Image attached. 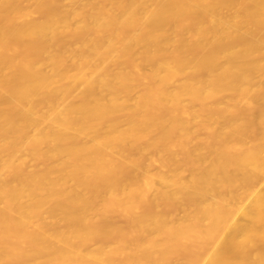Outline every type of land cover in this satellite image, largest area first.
<instances>
[{
    "label": "bare ground",
    "instance_id": "bare-ground-1",
    "mask_svg": "<svg viewBox=\"0 0 264 264\" xmlns=\"http://www.w3.org/2000/svg\"><path fill=\"white\" fill-rule=\"evenodd\" d=\"M0 264H264V0H0Z\"/></svg>",
    "mask_w": 264,
    "mask_h": 264
}]
</instances>
